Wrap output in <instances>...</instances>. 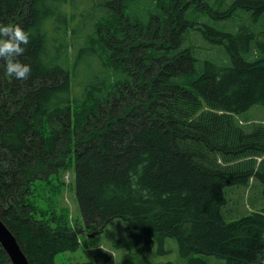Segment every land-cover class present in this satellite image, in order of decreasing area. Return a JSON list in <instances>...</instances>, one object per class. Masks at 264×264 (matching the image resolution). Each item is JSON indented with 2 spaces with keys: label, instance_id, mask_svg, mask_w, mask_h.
<instances>
[{
  "label": "trees",
  "instance_id": "16d2710c",
  "mask_svg": "<svg viewBox=\"0 0 264 264\" xmlns=\"http://www.w3.org/2000/svg\"><path fill=\"white\" fill-rule=\"evenodd\" d=\"M0 23L30 32L27 80L0 59V216L30 264H58L117 218L134 228L113 243L130 264H153L141 240L166 252L169 237L187 264H258L264 205L225 210L251 180L264 200V123L241 119L264 110V0H0ZM190 29L226 47L223 63L198 66ZM83 60L98 67L89 78ZM70 163L84 224L54 226L34 184ZM0 264H12L1 245Z\"/></svg>",
  "mask_w": 264,
  "mask_h": 264
},
{
  "label": "rangeland",
  "instance_id": "374dc122",
  "mask_svg": "<svg viewBox=\"0 0 264 264\" xmlns=\"http://www.w3.org/2000/svg\"><path fill=\"white\" fill-rule=\"evenodd\" d=\"M67 8L71 10L70 5H67ZM189 31L187 44L195 46L199 58L198 66L202 67L206 59L223 63L224 59L228 56L225 46L208 40L201 32L192 29ZM90 60L93 62L92 59ZM86 65L87 63H84L83 60L78 70V78L82 76L89 78L92 72L98 70L96 65L93 67ZM244 118L253 120L256 123H264V110L260 105H255L241 117V119L245 120ZM246 125L249 124L246 123ZM34 192V201L36 202L39 218L43 214L44 220L52 223L54 226L57 221L66 223L70 227L84 224L75 193L72 163L57 176L47 181H37L34 184ZM227 198L229 203L225 211L228 220L247 214L264 205L260 186L254 180H251L247 186L230 188L227 192ZM94 231L95 229L90 227L86 228L84 233L79 236V246L76 251L58 253L55 258L56 263L62 264L92 260L97 253L106 251L111 257L109 264H130L127 260L129 248H118L113 244L115 241L127 242L132 238L134 228L128 221L117 218L102 232L98 233L99 230L96 229L95 235H91ZM96 233L98 234L96 235ZM140 244L142 250L153 264H168L169 262L187 264L179 254L178 242L175 238L169 237L166 239L164 248L166 252H159V246L156 242L152 246L141 240ZM138 253L139 250L135 247V255H138ZM196 256L205 258L208 264H224V259L214 255L197 254Z\"/></svg>",
  "mask_w": 264,
  "mask_h": 264
},
{
  "label": "clouds",
  "instance_id": "9594fccd",
  "mask_svg": "<svg viewBox=\"0 0 264 264\" xmlns=\"http://www.w3.org/2000/svg\"><path fill=\"white\" fill-rule=\"evenodd\" d=\"M30 42V32L20 25L0 23V59L6 64L8 76L17 80H27L31 74V66L21 62L18 57L25 52V45ZM264 253L258 255V264H264Z\"/></svg>",
  "mask_w": 264,
  "mask_h": 264
},
{
  "label": "water",
  "instance_id": "95a60500",
  "mask_svg": "<svg viewBox=\"0 0 264 264\" xmlns=\"http://www.w3.org/2000/svg\"><path fill=\"white\" fill-rule=\"evenodd\" d=\"M0 245L12 264H30L16 236L0 216Z\"/></svg>",
  "mask_w": 264,
  "mask_h": 264
}]
</instances>
